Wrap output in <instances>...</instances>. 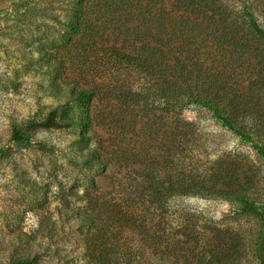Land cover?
<instances>
[{"label": "rangeland", "instance_id": "1", "mask_svg": "<svg viewBox=\"0 0 264 264\" xmlns=\"http://www.w3.org/2000/svg\"><path fill=\"white\" fill-rule=\"evenodd\" d=\"M102 1L95 0L102 15L91 16L99 22L77 51L66 46L70 35L75 41L69 29L74 0H0V264H264L261 219L240 199L177 195L168 200L165 221L128 210L120 186L128 171L142 170L156 156L161 166L173 161L166 166L169 175L182 174L188 160L182 167L183 159L168 151L172 143H185L186 124L194 123L203 147L195 153L200 174H221V189H242L256 207L264 206V160L205 108L192 107L173 127L165 119L153 127L151 141L138 137L146 120L136 125L110 116L116 101L103 94L86 108L61 94L58 86L92 82L90 63L103 57V45L123 43L121 16L107 13ZM96 74L100 84L109 80L102 67ZM85 115L92 118L89 148L79 143L77 123ZM14 126L30 145L12 140ZM87 149L112 163L101 168ZM104 207L121 212L123 219L109 229L116 242L110 233L100 241ZM80 213L93 217L96 226ZM112 244V251L104 250Z\"/></svg>", "mask_w": 264, "mask_h": 264}, {"label": "trees", "instance_id": "2", "mask_svg": "<svg viewBox=\"0 0 264 264\" xmlns=\"http://www.w3.org/2000/svg\"><path fill=\"white\" fill-rule=\"evenodd\" d=\"M105 1L101 8L121 16L117 29L123 43L119 48L115 43L103 45V57L96 56L90 63L92 82L82 86L74 82L66 88L58 86L60 93L71 95L79 108L101 100L103 94L104 99L116 101L110 116L121 115L123 120L129 119L130 124L136 125L137 120H146L147 128L142 126L138 137L151 141L156 136L153 127L165 119L173 127L192 107L205 108L218 125L235 134L241 142L250 144L264 160V0ZM74 4L69 29L75 34V41L70 35L66 46L76 45L79 51L84 47L82 38L99 22L98 17L91 16H101L102 12L95 0H74ZM99 67L109 74L104 84L96 80ZM86 115L77 126L80 145L89 148L92 118ZM192 126L194 123L186 124L189 133L181 135L185 143L178 147L172 143L168 151L183 159L182 167L188 160L181 175H169L166 166L173 161L165 160L161 166L156 156L142 170L123 175L120 186L128 210L165 221L170 214L168 200L174 196H227L244 202L248 211L260 217L264 228V206H253L242 189H221L218 186L224 178L221 174L211 172L208 176V171L200 174L195 153H203V147L201 140L194 137ZM174 136L179 141L178 135ZM12 140L30 145L29 137L19 126H14ZM87 151L91 160L103 169L112 163V158L104 159L96 150ZM154 165L161 166V170L154 169ZM106 210L104 207L99 214L104 222L99 234L102 242L107 233L112 234L111 226L123 219L121 212ZM79 217L96 226L93 217L85 213ZM161 230L165 232L164 228ZM163 235L154 233V237ZM186 235L184 232L183 236ZM260 235V257L264 261V230ZM114 244L104 250L112 251ZM13 264H34V260Z\"/></svg>", "mask_w": 264, "mask_h": 264}]
</instances>
